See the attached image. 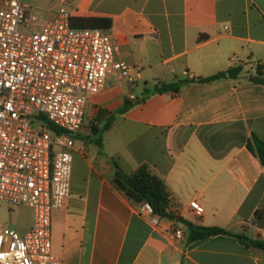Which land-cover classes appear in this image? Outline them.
Instances as JSON below:
<instances>
[{"label": "crops", "instance_id": "0c3cea01", "mask_svg": "<svg viewBox=\"0 0 264 264\" xmlns=\"http://www.w3.org/2000/svg\"><path fill=\"white\" fill-rule=\"evenodd\" d=\"M61 8L76 28L110 19L115 58L142 78L132 85L115 74L87 103L71 195L52 215L54 254L66 264H264V249L232 236L187 244L183 224L160 216L154 224L115 181L116 164L126 176L147 167L164 182L168 213L264 240L254 221L264 211V165L247 146L264 140V0H56L40 14ZM236 68V77L206 80ZM167 84L178 90L156 91ZM106 125L100 145L84 139ZM34 221L30 207L0 201V225L24 233Z\"/></svg>", "mask_w": 264, "mask_h": 264}, {"label": "built area", "instance_id": "2783aa9c", "mask_svg": "<svg viewBox=\"0 0 264 264\" xmlns=\"http://www.w3.org/2000/svg\"><path fill=\"white\" fill-rule=\"evenodd\" d=\"M116 51L108 31L72 26L64 8L46 18L24 0L0 3V201L35 216L24 233L0 225V264H66L53 252L52 215L71 195L86 105L115 74L132 85L142 78ZM190 208L204 213L197 201ZM141 211L158 223L148 203ZM174 235L184 238L181 228Z\"/></svg>", "mask_w": 264, "mask_h": 264}, {"label": "trees", "instance_id": "16d2710c", "mask_svg": "<svg viewBox=\"0 0 264 264\" xmlns=\"http://www.w3.org/2000/svg\"><path fill=\"white\" fill-rule=\"evenodd\" d=\"M89 24L83 28H101L108 30L112 27V21L107 18H92L83 19ZM203 38V37H202ZM241 68L231 69L227 72H222L206 79L207 81L217 80L226 77H236L240 73ZM257 81L264 84V76L260 73ZM178 90L175 84L163 85L157 88V92H165L168 90ZM133 106L130 100H126L125 106L119 111V113H125ZM108 125H106L103 131L107 130ZM52 129H55L52 127ZM93 134H97L95 127H92ZM248 149L258 156L261 163L264 165V140H260L253 137L252 140L248 142ZM116 184L118 187L128 196V198L134 200L137 203H148L153 211L161 218L172 219L178 223L183 224L187 229V244H191L197 241H201L212 236L218 235H228L235 237L242 245L248 248H261L264 249V240L252 239L245 234H235L221 227H206L198 226L191 222L184 220L181 217H177L171 213L167 212L169 206L168 193L164 182L152 175L147 167L140 168L134 175L126 176L119 166L116 164ZM255 223L264 228V211L257 210L254 215Z\"/></svg>", "mask_w": 264, "mask_h": 264}, {"label": "rangeland", "instance_id": "374dc122", "mask_svg": "<svg viewBox=\"0 0 264 264\" xmlns=\"http://www.w3.org/2000/svg\"><path fill=\"white\" fill-rule=\"evenodd\" d=\"M26 2L28 3L29 6L33 7L36 12L44 15H48L49 11L56 8V0H26ZM104 127H97L96 135L93 134V130H92L91 132L93 135L84 139L90 142L94 141L97 145H100ZM93 137H95V140H93ZM12 208H16V207H12Z\"/></svg>", "mask_w": 264, "mask_h": 264}]
</instances>
